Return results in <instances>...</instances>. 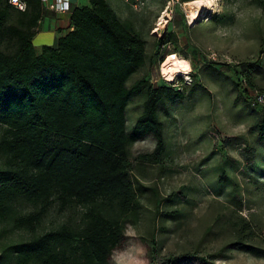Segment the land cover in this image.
Wrapping results in <instances>:
<instances>
[{
  "label": "rangeland",
  "instance_id": "374dc122",
  "mask_svg": "<svg viewBox=\"0 0 264 264\" xmlns=\"http://www.w3.org/2000/svg\"><path fill=\"white\" fill-rule=\"evenodd\" d=\"M116 1L121 21L146 41L145 65L128 87L144 80L146 88L177 87L185 97L159 106L166 143L160 163L139 160L154 151L152 134L130 149L139 204L136 213L123 217L126 239L113 255L132 249L144 264H264V141L254 130L264 108L250 104L257 92L264 93V9L259 5L264 0H216L204 6L195 24L190 21L193 0ZM169 57L185 73L173 81L164 67ZM145 101L144 90L129 103L128 133ZM4 131L0 127V138ZM4 161L0 155V167ZM32 210L20 201L14 215ZM85 211L57 200L35 229L0 221V253L6 245L62 225L80 231ZM244 223L249 224L244 242L256 252L236 246L245 235ZM113 255L108 264H114ZM74 258L72 264H81Z\"/></svg>",
  "mask_w": 264,
  "mask_h": 264
},
{
  "label": "trees",
  "instance_id": "16d2710c",
  "mask_svg": "<svg viewBox=\"0 0 264 264\" xmlns=\"http://www.w3.org/2000/svg\"><path fill=\"white\" fill-rule=\"evenodd\" d=\"M25 1L28 9L20 12L0 0V221L35 229L57 200L86 211L80 231L62 225L6 245L0 264H72L74 256L81 264H108L126 239L123 217L139 204L130 149L152 134L157 145L139 160L160 163L166 143L159 106L185 95L177 87L146 88L144 80L128 87L145 65L146 41L107 0L72 8L73 30L40 50L33 38L49 9L42 0ZM259 5L264 9V1ZM236 86L248 95L240 81ZM144 90V110L128 133V105ZM254 130L264 141V118ZM20 201L34 210L15 216ZM248 227L236 246L256 252L244 242Z\"/></svg>",
  "mask_w": 264,
  "mask_h": 264
},
{
  "label": "crops",
  "instance_id": "0c3cea01",
  "mask_svg": "<svg viewBox=\"0 0 264 264\" xmlns=\"http://www.w3.org/2000/svg\"><path fill=\"white\" fill-rule=\"evenodd\" d=\"M107 2L117 13V10L114 7L117 1L107 0ZM89 5L90 0H72L71 7L74 9ZM71 14V12L61 14L47 10L41 23L39 24L36 35L33 38V44L36 39L39 43V46H35V48L40 50L43 46H55L61 38L66 36L69 31L73 30L71 25Z\"/></svg>",
  "mask_w": 264,
  "mask_h": 264
},
{
  "label": "built area",
  "instance_id": "2783aa9c",
  "mask_svg": "<svg viewBox=\"0 0 264 264\" xmlns=\"http://www.w3.org/2000/svg\"><path fill=\"white\" fill-rule=\"evenodd\" d=\"M46 7L56 13L71 12L72 0H42ZM10 4L16 10L25 12L28 9V3L25 0H10ZM253 106L264 107V93L257 92L252 99Z\"/></svg>",
  "mask_w": 264,
  "mask_h": 264
},
{
  "label": "bare ground",
  "instance_id": "6f19581e",
  "mask_svg": "<svg viewBox=\"0 0 264 264\" xmlns=\"http://www.w3.org/2000/svg\"><path fill=\"white\" fill-rule=\"evenodd\" d=\"M205 5H209V3H207V0H206L205 3H200L199 0H193V1L190 2V6L194 10L192 12V15H191V20H190L191 24H195L198 21V19L201 16V11H202V9L204 8ZM165 16H167V14ZM179 65L180 64H176L175 63V59L172 58V57H169L168 60L166 61L164 67H165V71L167 72V74L169 76V80L170 81H173V79H174V77L176 75L185 74V73H183L184 72L183 68L180 67ZM183 66H185V65H183Z\"/></svg>",
  "mask_w": 264,
  "mask_h": 264
},
{
  "label": "clouds",
  "instance_id": "9594fccd",
  "mask_svg": "<svg viewBox=\"0 0 264 264\" xmlns=\"http://www.w3.org/2000/svg\"><path fill=\"white\" fill-rule=\"evenodd\" d=\"M215 2L216 0H212L210 6ZM113 261L114 264H144V261L140 259L136 251L132 249L121 251L113 255Z\"/></svg>",
  "mask_w": 264,
  "mask_h": 264
},
{
  "label": "snow or ice",
  "instance_id": "6c2138e0",
  "mask_svg": "<svg viewBox=\"0 0 264 264\" xmlns=\"http://www.w3.org/2000/svg\"><path fill=\"white\" fill-rule=\"evenodd\" d=\"M199 2H200V3H205L206 0H199ZM207 3H209V4L212 3V0H207Z\"/></svg>",
  "mask_w": 264,
  "mask_h": 264
}]
</instances>
